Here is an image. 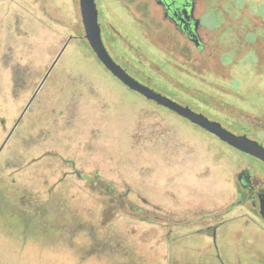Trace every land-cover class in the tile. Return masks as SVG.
<instances>
[{
	"label": "rangeland",
	"instance_id": "obj_1",
	"mask_svg": "<svg viewBox=\"0 0 264 264\" xmlns=\"http://www.w3.org/2000/svg\"><path fill=\"white\" fill-rule=\"evenodd\" d=\"M227 2L247 14H264V0ZM106 3L108 10H116V19H111L122 33L141 41L139 31L114 1ZM260 32L264 33L263 21L256 26V33ZM83 34L79 0H0V143L27 102L15 101L10 95L12 79L4 67L35 63L41 76L43 67L69 37L77 36L66 48L65 70L54 75L58 83L52 88L54 96L48 108L33 120L30 115L23 120L0 154V259L5 264H53L55 258L64 261L62 264H95L103 262V257L105 264H216L207 255L204 235L195 231L211 222L206 216L211 204L215 210L236 201L231 178L239 156L211 139L204 129L194 128L176 113L127 88L97 61L90 48L81 45ZM143 46L148 49L147 43ZM236 74L245 98L240 103L264 111L260 73H249L244 66ZM170 75L183 80L180 74ZM155 81L158 92L172 95L174 91L176 99L195 106L189 94ZM220 149L224 152L221 161L217 158ZM220 162L223 176L217 171ZM82 173L87 178L99 177L119 193L131 192L130 199L138 195L134 201L139 207L159 208L161 222H143L136 217L141 214L124 208L103 224L100 200L107 198L85 181ZM7 179H16L20 190L15 195ZM28 201L52 213V218L46 219L56 220L62 231L68 226L78 228L75 235L84 241L78 246L91 247L93 254L81 258L82 254L76 256L73 251L71 255L57 252V257L47 255L45 262L41 258L42 262L34 263L24 235L7 223L24 229L25 214L29 216L36 206L31 204L29 209L24 205ZM240 210H235L234 216ZM248 220L236 216L226 222L233 227L231 233L228 230L230 255L235 259L232 252L239 247L244 251L242 264H257L250 259L255 253L252 236L264 239V228L252 222L248 227ZM172 224L169 240L166 236ZM31 226L32 233L39 229L36 221ZM102 227L106 231L100 243L92 233L96 235ZM28 239L33 242L35 236ZM213 241H209V253H214Z\"/></svg>",
	"mask_w": 264,
	"mask_h": 264
},
{
	"label": "flooded vegetation",
	"instance_id": "obj_2",
	"mask_svg": "<svg viewBox=\"0 0 264 264\" xmlns=\"http://www.w3.org/2000/svg\"><path fill=\"white\" fill-rule=\"evenodd\" d=\"M95 1L104 44L113 59L130 75L155 91H157L154 86V82L157 84L155 80H158L159 85L181 89L194 98L195 106L176 99L172 96L174 91L172 95L161 94L219 123L237 135H246L256 140L264 147V111L257 110L255 105V108H251L240 103V100H245V98L242 96L241 82L236 74L239 69L246 66L249 73H260V77L264 79V33H256L258 22H264L263 13L247 14L240 6L235 7L228 4L227 0H113L118 9L122 11V15L127 16L139 31L141 43L136 38L132 39L130 35L122 33L115 25L114 20L117 13L114 11L116 10H108L106 0ZM75 38L77 36L69 37L67 46ZM82 38L85 41L81 42V45L91 49L84 34ZM143 43L148 44V49H144ZM66 48L56 62L58 54L43 67L41 76H38L36 72L35 63L23 68H18L16 65L4 67L10 72L12 79L10 89L12 98L15 101L26 100V106L33 97L9 141L16 136L23 120H26L29 115L30 120H33L35 116L48 108V102L52 101L54 96L52 88L58 83L56 82L58 78L54 75L65 70L63 57ZM96 59L101 63L97 57ZM169 71L173 74H180L183 80L174 78ZM143 97L157 106L164 107ZM93 111L95 112V109ZM180 117L194 128H202ZM1 122L4 123V120L2 119ZM205 131L212 136L211 139H215L239 156V160L234 163L231 178L237 199L231 205L221 204L218 209H215L216 211L213 208L214 205L211 204V209L207 211L210 214L206 215L207 219H211V224L201 227L195 233L204 235L207 242V255L216 264H232L230 261L236 260L239 261L238 264H242L241 252L244 253V251H240L239 247L232 252L236 258H231L232 242L228 240L230 226L226 225V222L235 220L236 216L238 218L248 217L247 226L252 222L264 228V218L261 215L264 200V161L229 145L215 134ZM222 153L224 152L217 153L219 161L224 159ZM220 165L221 162L217 165V171ZM220 170L223 176L225 172ZM7 180L10 183L11 194L15 195L17 189L20 190L16 187V179ZM238 209L242 211L240 210V214L234 216L235 210ZM230 214L233 215L229 216ZM231 230L233 227L230 228V233ZM259 236H252L254 243H251V246L253 245L252 249L255 253L253 259H250L251 262L264 264V258H262L264 253L261 251L264 249V239ZM211 238H214L213 243L211 242L212 245L214 244V253H209Z\"/></svg>",
	"mask_w": 264,
	"mask_h": 264
},
{
	"label": "trees",
	"instance_id": "obj_3",
	"mask_svg": "<svg viewBox=\"0 0 264 264\" xmlns=\"http://www.w3.org/2000/svg\"><path fill=\"white\" fill-rule=\"evenodd\" d=\"M81 176L85 181L88 179L90 185H95V190H99L101 192L100 195L102 197L107 198V199L100 200V207L102 208V210L104 212L103 215L105 218L104 222L102 221L103 224L111 222L112 218H113L112 215L115 212L116 213L121 212L122 209H124V208L128 209V213L134 212L137 215L141 214V215L136 216V217L143 222H147V223L161 222L160 220L163 217L159 215L161 213V212H159L160 210H158L159 208H154L151 210V208L143 207L142 205H141V207H139L138 204L134 201L135 197L136 198L139 197L138 195L137 196L133 195V197L134 196L135 197L130 199L129 196H130L131 192H128L127 194L119 193L114 186L105 185L100 180L99 177L87 178L88 176H85L83 173ZM21 197H23V196H21ZM143 200H144V202L145 201L147 202L146 199H143ZM31 204H33L32 207H34L36 205L32 202L30 203V201L24 203V205L26 207L28 206L29 209H31ZM157 213H159V214H157ZM52 215H53L52 213L46 212L41 204H37L32 209V212L30 213L29 216H27L25 214V217L27 218V220L25 221L24 225H25V227H27V229L25 227L23 229L19 225L17 226V225L11 224L10 222H7L8 224L11 225L12 230L14 232H16V233L19 232L21 235H24V238L26 239V244L28 247L27 250H28V252H30L31 258H32L34 263H37L38 260L41 262L43 260L45 262V260H46L45 256H47V255H49V256L52 255V257H53L55 254V257H57L56 256L57 252H61V253L65 252V254L71 255V251H73L74 252L73 254L76 256H79V254H82L81 258H86L89 255L93 254L91 247L84 249L83 247L78 246V244H80L81 242L84 243V241H81L82 239L76 237V235H75L76 230L78 228L76 229V228H74V226L73 227L68 226L69 228L67 227L64 231H62L63 228H61L58 225L56 220L48 221L46 219L47 217L52 218ZM30 216L32 217V219L30 218ZM42 216H43V218H42ZM32 221H36L39 223V229L36 230V232H34V233H32L33 232L32 226L30 227V224ZM173 226H174V224L169 226L168 235L166 236L169 240H171V237L173 235V233H172L173 232V228H172ZM101 229L102 230H99L98 233L96 232V235H93V233H92V238L96 239V241L97 242L99 241L100 243L104 239V233L105 232H103V231H106L105 227H102ZM66 231H67V233H66ZM30 236H35V240L33 242L29 241L28 238ZM32 239H34V237H32ZM103 244L107 245V243H102L101 246ZM41 245H43V246L38 247ZM41 258H42V260H41ZM100 258H102V257H100ZM102 259H103V262L95 263V264H105L104 263L105 262L104 257ZM51 260L53 261V264H57L58 262L62 261L60 258L59 259L55 258V259H51ZM63 262L64 261H62L61 264ZM50 263H51V261H50ZM0 264H5V263L3 262V260L0 259Z\"/></svg>",
	"mask_w": 264,
	"mask_h": 264
},
{
	"label": "water",
	"instance_id": "obj_4",
	"mask_svg": "<svg viewBox=\"0 0 264 264\" xmlns=\"http://www.w3.org/2000/svg\"><path fill=\"white\" fill-rule=\"evenodd\" d=\"M79 8L82 24L84 27V36L87 39L89 46L95 53L96 57L101 61V63L124 85H126L131 90L145 96L147 99L153 100L157 104L176 112L178 115L186 118L191 123L201 126L205 130L218 136L222 141L227 142L229 145L264 161V147L260 145L256 140L251 139L246 135H237L231 132L225 127H222L219 123L202 116L189 107L184 106L165 95H162L161 93L155 91L148 85L141 83L139 80L130 75L120 64H118L113 59L104 44L101 33V26L98 19V8L96 5V1L79 0ZM67 44L68 42H66L61 48L55 62L62 55L65 48L67 47ZM32 100L33 97L27 103L22 113L19 115L17 121L0 144V153L2 152L6 143L9 141L14 129L28 109ZM261 215L264 218V200L262 204Z\"/></svg>",
	"mask_w": 264,
	"mask_h": 264
}]
</instances>
